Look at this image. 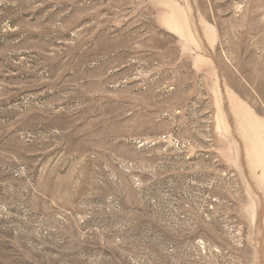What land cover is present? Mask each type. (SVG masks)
Returning <instances> with one entry per match:
<instances>
[{
	"label": "rangeland",
	"instance_id": "rangeland-1",
	"mask_svg": "<svg viewBox=\"0 0 264 264\" xmlns=\"http://www.w3.org/2000/svg\"><path fill=\"white\" fill-rule=\"evenodd\" d=\"M0 264H264V0H0Z\"/></svg>",
	"mask_w": 264,
	"mask_h": 264
}]
</instances>
